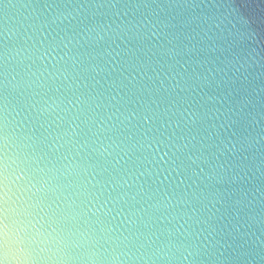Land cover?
I'll return each instance as SVG.
<instances>
[{
	"label": "water",
	"instance_id": "1",
	"mask_svg": "<svg viewBox=\"0 0 264 264\" xmlns=\"http://www.w3.org/2000/svg\"><path fill=\"white\" fill-rule=\"evenodd\" d=\"M0 264H264V0H0Z\"/></svg>",
	"mask_w": 264,
	"mask_h": 264
}]
</instances>
